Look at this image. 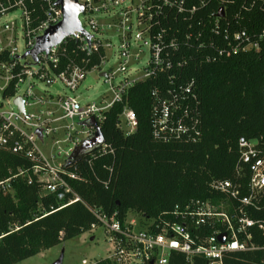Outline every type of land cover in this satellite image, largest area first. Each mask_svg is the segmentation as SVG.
<instances>
[{"label": "built area", "instance_id": "1", "mask_svg": "<svg viewBox=\"0 0 264 264\" xmlns=\"http://www.w3.org/2000/svg\"><path fill=\"white\" fill-rule=\"evenodd\" d=\"M84 7L76 31L37 60L28 51L37 38L63 20L57 0H0V148L26 158L30 164L0 180V190L14 194L13 180L23 177L46 192L72 193L70 203L82 201L69 180L77 175L66 166L77 145L95 132L108 110L122 105L119 126L126 135L138 127L136 112L128 104L130 89L160 72L169 76L170 95L159 97L153 109V136L160 142L200 135L195 80L183 82L177 73L192 64L216 62L242 51L264 48V23L259 31L240 24V12L231 19L229 0H78ZM249 1L245 8H253ZM211 8L212 16H207ZM223 9L224 16L219 13ZM84 15V22L80 18ZM24 40L19 51L18 40ZM119 40L114 48L112 38ZM90 72L104 77L109 88L99 99L82 104L76 95L53 94L58 80L75 92ZM104 73V74H103ZM46 87L43 89L39 82ZM264 95V88H263ZM22 99L21 110L16 99ZM40 130V134L38 132ZM240 158L234 179H214L212 199H191L177 204L168 216L146 219L133 215L123 220L90 208L97 221L84 232L104 228L108 255L81 264H169L173 253L187 264H224L227 252L264 250L255 231L264 235V219L251 212L264 209V143L239 139ZM112 149L105 142L90 155ZM89 156V155H88ZM135 213V212H134ZM16 227L15 229H18ZM13 229L12 231H14ZM225 235L224 241L219 239ZM2 236H0L1 238Z\"/></svg>", "mask_w": 264, "mask_h": 264}, {"label": "trees", "instance_id": "2", "mask_svg": "<svg viewBox=\"0 0 264 264\" xmlns=\"http://www.w3.org/2000/svg\"><path fill=\"white\" fill-rule=\"evenodd\" d=\"M249 1L254 0H229L228 17L241 11L240 24L257 32L264 23V0H255L252 9L243 7ZM212 15L210 8L207 16ZM176 76L183 82L195 80L197 140L160 142L153 136L157 99L152 91L157 89L159 97L170 95L167 72L135 84L128 104L137 114V129L124 133L119 126L122 105H114L101 123L112 151L85 156L68 167L77 175L69 183L82 201L68 204L72 193L46 192L23 177L13 180L14 194L0 190V264H17L79 237L97 221L90 208L117 214L121 220L130 211L152 219L169 216L177 204L191 199L218 200L220 194L210 182L236 177L240 137L264 143V48L192 64ZM29 164L23 156L0 148V180ZM250 216L264 219V209ZM254 231L255 240L264 243V235ZM223 263L264 264V250L227 252ZM169 264L187 262L183 254L173 253Z\"/></svg>", "mask_w": 264, "mask_h": 264}, {"label": "rangeland", "instance_id": "3", "mask_svg": "<svg viewBox=\"0 0 264 264\" xmlns=\"http://www.w3.org/2000/svg\"><path fill=\"white\" fill-rule=\"evenodd\" d=\"M84 22V15L80 17ZM114 48L119 45V40L116 37L112 38ZM24 40L22 37L18 40L19 51H23ZM41 88H45L46 85L43 82H39ZM109 85L105 82L104 77L100 76L98 72H90L82 85L75 91H71L66 88L61 81H57L53 86L49 88V91L53 94L59 93L62 95H76L80 97L81 103H89L99 99L108 90ZM0 99H2V91L0 90ZM131 216H136L144 224L145 221L141 219L137 213H132ZM109 249V238L105 233L103 227L99 226L92 233H85L79 237L68 239L59 245H56L50 249L41 251L35 256L25 259L17 264H54L61 256L63 251L62 264H81L82 259L96 260L106 257Z\"/></svg>", "mask_w": 264, "mask_h": 264}, {"label": "water", "instance_id": "4", "mask_svg": "<svg viewBox=\"0 0 264 264\" xmlns=\"http://www.w3.org/2000/svg\"><path fill=\"white\" fill-rule=\"evenodd\" d=\"M56 4L62 8L63 20L57 25L49 28L44 35L37 38L36 46L26 54L31 55L35 60L38 59L40 53L48 52L52 46L60 44L66 37L74 34L76 31L84 32L79 20V14L84 10L83 5L79 3L78 0H57ZM219 16H224L223 9H221ZM16 103L21 110H24V103L22 99L17 98ZM82 124L93 125L96 130L77 145L71 156L66 161L67 167L80 162L85 156L90 155L106 142L101 127L97 125L93 118L83 122ZM38 132L40 134V130H38ZM224 238L225 235L219 236V239L222 242L224 241ZM62 261L63 251L60 258L54 264H62Z\"/></svg>", "mask_w": 264, "mask_h": 264}]
</instances>
